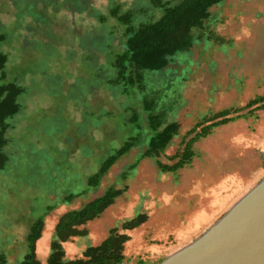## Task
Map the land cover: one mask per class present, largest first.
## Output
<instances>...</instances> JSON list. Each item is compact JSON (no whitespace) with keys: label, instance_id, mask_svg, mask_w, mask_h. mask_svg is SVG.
I'll return each instance as SVG.
<instances>
[{"label":"rangeland","instance_id":"374dc122","mask_svg":"<svg viewBox=\"0 0 264 264\" xmlns=\"http://www.w3.org/2000/svg\"><path fill=\"white\" fill-rule=\"evenodd\" d=\"M83 1L106 15L105 23L70 0H0V48L8 56L3 82L23 87L20 109L7 120V161L0 169V253L8 264L22 258L38 218L44 227L35 253L46 264L60 215L112 185L123 192L98 218L79 226L85 235L62 243L65 257H81L86 246L99 244L117 227L130 237L122 264H156L199 237L264 177V100L248 105L264 95V0H225L210 25L223 40L211 47L200 41L168 65L175 77L190 62L171 103L174 110L166 115L178 123V133L156 159L174 164L202 116L230 108L235 118L194 141L190 163L176 171L162 170L155 158L138 159L145 148L141 134L99 184L88 187L101 160L136 132L129 119L140 104L137 93L114 95L105 81L110 52L124 39V26L109 9L117 5L120 13L131 12L134 25L155 20L161 10L150 0ZM38 13L41 20L35 19ZM104 33H110L111 44L99 50ZM152 79L153 91L167 92L162 80ZM82 190L64 203L67 194ZM137 213L146 220L122 229Z\"/></svg>","mask_w":264,"mask_h":264},{"label":"trees","instance_id":"16d2710c","mask_svg":"<svg viewBox=\"0 0 264 264\" xmlns=\"http://www.w3.org/2000/svg\"><path fill=\"white\" fill-rule=\"evenodd\" d=\"M150 1L154 7L161 10V14L155 20L141 22L138 25L132 23L133 14L131 12L120 13L117 5L109 9L108 15L124 26V39L121 41L120 48L110 52L111 61L107 64L110 67L108 68L110 76H107L105 81L114 95L132 96L137 93L140 104L139 111H134L129 119V124L136 129V132L128 136L101 160L97 171L87 178L88 187L97 186L109 168L140 141L141 134H145V148L139 154L138 159L155 158L158 167L162 170L176 171L190 163L194 155L192 148L194 141L208 135L214 127L235 118L229 116L234 110L230 108L219 110L210 116H202L188 131V133L194 132V135L185 141L181 153L174 155L178 157L174 164L166 165L156 159L178 133V123L173 120L166 121V115L169 110H174L171 103L175 101L178 89L181 88L186 74L189 73L190 62L187 61L181 74L175 77H172V71L168 65L175 58L180 60L182 56H186L192 46L200 41L204 42L206 47H211L218 43L217 40L220 39L219 42L223 40L210 29V25L215 15V7L223 4L225 0ZM70 2L79 11L87 10L101 23H105L106 15L94 7H89L87 2L83 0H70ZM31 7L35 9L33 5ZM35 19L41 20L42 17L38 13ZM109 34L104 33L101 38H98L99 50H106L110 47ZM1 40H3L2 34H0ZM7 58L6 52L0 48V169H3L7 161V157L2 151V147L6 144L4 134L8 127L7 120L19 111L18 96L23 92V87L20 84L11 81L3 82L5 75L3 69ZM151 79L162 80L167 92L161 91L159 87L158 91H153L155 84H149ZM262 100H264V95H259L250 100L248 105ZM262 106L264 107V105ZM108 114V112L105 113V115ZM144 120L146 123L143 126ZM144 128L148 133L143 132ZM135 164L136 162L130 166V169H133ZM122 176L125 178L126 173ZM84 192L85 190L78 193L71 192L64 197L63 201L69 203L75 196ZM121 192L123 189L115 188L113 185L109 186L101 195L88 200L79 208L70 209L61 214L54 226L46 264H122L125 261L124 244L130 237L126 233L119 232L117 227L111 228L108 235L99 244L86 246L81 257L66 258L62 246V243L70 237L85 235L86 230L80 229L79 226L98 218ZM54 207L55 204L48 205L46 213ZM146 217L144 213H137L134 217L125 220L121 227L124 230H132L144 222ZM43 227L44 220L42 218H38L32 223L26 236L27 247L25 246L22 258L15 264H42L36 256L35 245L41 237ZM0 264H8L5 253H0Z\"/></svg>","mask_w":264,"mask_h":264},{"label":"water","instance_id":"95a60500","mask_svg":"<svg viewBox=\"0 0 264 264\" xmlns=\"http://www.w3.org/2000/svg\"><path fill=\"white\" fill-rule=\"evenodd\" d=\"M156 264H264V177L199 237Z\"/></svg>","mask_w":264,"mask_h":264}]
</instances>
